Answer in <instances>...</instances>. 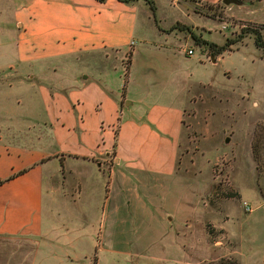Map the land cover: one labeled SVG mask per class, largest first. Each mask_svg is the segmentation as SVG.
<instances>
[{
	"label": "crops",
	"instance_id": "obj_1",
	"mask_svg": "<svg viewBox=\"0 0 264 264\" xmlns=\"http://www.w3.org/2000/svg\"><path fill=\"white\" fill-rule=\"evenodd\" d=\"M169 3L191 23L179 17L162 26L155 3L153 11L145 0H0V79L9 82L8 89L0 84V128L6 129L0 131V264H44L40 249L60 231L59 199L65 192L75 196L77 182L81 193L92 191L98 216L92 221L102 224L124 206L125 187L136 198L140 182L153 178L162 187L161 179L176 177L184 109L189 96L201 93L191 87L204 84L188 85L174 101L166 83L153 78L187 57L179 47L182 30L167 29L198 28L199 15L178 0ZM240 7L238 21L264 25V0ZM156 52L163 64L151 61ZM129 54L127 69L122 63L118 69L113 61ZM82 58L83 70L77 64ZM14 88L41 97L45 120L12 125L36 119L28 97H7ZM86 174L95 180L86 181ZM258 256L253 251L250 264H264V254L261 263Z\"/></svg>",
	"mask_w": 264,
	"mask_h": 264
},
{
	"label": "rangeland",
	"instance_id": "obj_2",
	"mask_svg": "<svg viewBox=\"0 0 264 264\" xmlns=\"http://www.w3.org/2000/svg\"><path fill=\"white\" fill-rule=\"evenodd\" d=\"M150 1L158 9L156 14L162 26L179 17V21L191 23L188 18H181L169 0ZM178 1L182 9L200 16L195 18L198 28L176 24L167 29L182 30L179 47L185 49L187 57L178 64L172 63L178 68L161 71L153 78L166 83L174 101L182 97L188 85L193 86L197 81L204 85L191 87L195 93H201L189 96L184 109L176 177L161 179L162 187L153 178L140 182L136 198L128 195L130 189L125 187L124 206L108 213V220L103 219L102 224L92 221L95 217L98 219L94 215L92 191L87 189L81 193V183L77 182L75 196L65 192L66 197L59 199V220L55 218V225L59 221L60 231L52 234L55 242L40 249L44 264H218L228 257L239 261L240 255L242 264H250L253 251L259 254L261 263L264 254V57L255 47L253 36L241 39L239 35L254 29L264 34V30L238 21L244 15L240 6ZM228 41L234 44L217 55L218 48ZM189 50L192 55L187 54ZM160 56L156 52L151 61L163 64ZM129 58L130 54L122 61L113 62L120 66L118 69L121 63L127 69ZM143 60L141 56L138 61ZM77 64L83 70L84 58ZM2 83L5 82L0 79ZM8 84L7 81L2 89H8ZM8 93L12 102L16 98L27 102L28 96L22 89L14 88ZM28 99L36 119L27 122L17 119L12 125L32 126L46 117L41 97L29 94ZM1 130L6 129L2 126ZM11 136L17 135L13 132ZM114 156L111 151L107 158L109 164ZM91 178L93 181L96 176H84L86 181ZM88 184L94 187L95 182ZM157 186L161 188L156 189ZM112 195L115 193H110V203L115 202ZM244 202L251 206V213L244 211ZM65 250L72 254L74 261L64 260Z\"/></svg>",
	"mask_w": 264,
	"mask_h": 264
},
{
	"label": "trees",
	"instance_id": "obj_3",
	"mask_svg": "<svg viewBox=\"0 0 264 264\" xmlns=\"http://www.w3.org/2000/svg\"><path fill=\"white\" fill-rule=\"evenodd\" d=\"M100 2H104L105 0H98ZM118 1H121V2H125V3H128L132 0H118ZM147 1L152 10L154 11V7L152 5L151 2H149L148 0H145ZM256 1H259V0H256ZM199 13V12H197ZM249 25V24H248ZM252 25V24H251ZM254 27L257 26L258 28L264 30V25H253ZM247 35H250V36H253L254 37V45L257 49H260L262 51V54H263V57H264V41H263V37H264V34H260L259 32H257V30H252L250 32H241V34L239 35V38H244L245 36ZM234 44V41H228L226 42V44H224V46L218 48L217 50V55L221 54L223 51L227 50V48H229L231 45ZM218 264H240L239 261L235 258H231V257H228V258H223L220 260V262Z\"/></svg>",
	"mask_w": 264,
	"mask_h": 264
},
{
	"label": "water",
	"instance_id": "obj_4",
	"mask_svg": "<svg viewBox=\"0 0 264 264\" xmlns=\"http://www.w3.org/2000/svg\"><path fill=\"white\" fill-rule=\"evenodd\" d=\"M222 4L225 6L236 5L240 6L243 4L240 0H222Z\"/></svg>",
	"mask_w": 264,
	"mask_h": 264
},
{
	"label": "built area",
	"instance_id": "obj_5",
	"mask_svg": "<svg viewBox=\"0 0 264 264\" xmlns=\"http://www.w3.org/2000/svg\"><path fill=\"white\" fill-rule=\"evenodd\" d=\"M187 54H188V55H192L193 52H192L191 50H189V51L187 52ZM242 205H243V208H244V211H245V212H247V213H251V212H252V208H251V206H250L249 204H247V203L244 202Z\"/></svg>",
	"mask_w": 264,
	"mask_h": 264
}]
</instances>
